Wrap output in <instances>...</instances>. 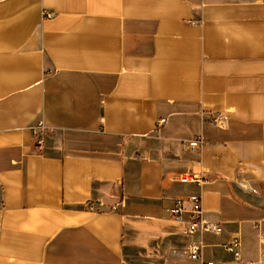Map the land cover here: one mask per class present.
Segmentation results:
<instances>
[{"label":"crops","instance_id":"obj_1","mask_svg":"<svg viewBox=\"0 0 264 264\" xmlns=\"http://www.w3.org/2000/svg\"><path fill=\"white\" fill-rule=\"evenodd\" d=\"M192 195L258 262L264 0H0V264H196Z\"/></svg>","mask_w":264,"mask_h":264},{"label":"built area","instance_id":"obj_2","mask_svg":"<svg viewBox=\"0 0 264 264\" xmlns=\"http://www.w3.org/2000/svg\"><path fill=\"white\" fill-rule=\"evenodd\" d=\"M163 120L159 122L161 124ZM44 126L42 122H38L33 127V136L36 142V147L40 150L43 146V141L40 136ZM205 142L201 137L191 139L189 141H183L182 147L191 152L199 151ZM180 182H194L200 183L199 176H181ZM169 213L179 222L182 223L184 233L189 236L197 237V240L190 243L186 248V256L188 261L196 264H214L212 261L204 259V244L202 242V236L205 234L218 236L221 234L222 229L219 224L209 221L203 217L200 198L196 195H192L186 198H177L174 200L172 207L169 209ZM204 224V234L196 233V225ZM224 249L229 253L233 261L240 263L243 261L242 257V241L239 237H232ZM248 264H264V253L259 257L258 262H249Z\"/></svg>","mask_w":264,"mask_h":264},{"label":"bare ground","instance_id":"obj_3","mask_svg":"<svg viewBox=\"0 0 264 264\" xmlns=\"http://www.w3.org/2000/svg\"><path fill=\"white\" fill-rule=\"evenodd\" d=\"M196 233L197 234H204V224H197L196 225Z\"/></svg>","mask_w":264,"mask_h":264}]
</instances>
